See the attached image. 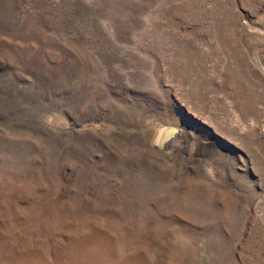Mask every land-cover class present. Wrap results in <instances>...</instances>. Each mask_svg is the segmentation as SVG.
<instances>
[{
    "label": "rangeland",
    "instance_id": "374dc122",
    "mask_svg": "<svg viewBox=\"0 0 264 264\" xmlns=\"http://www.w3.org/2000/svg\"><path fill=\"white\" fill-rule=\"evenodd\" d=\"M0 264H264V0H0Z\"/></svg>",
    "mask_w": 264,
    "mask_h": 264
},
{
    "label": "water",
    "instance_id": "95a60500",
    "mask_svg": "<svg viewBox=\"0 0 264 264\" xmlns=\"http://www.w3.org/2000/svg\"><path fill=\"white\" fill-rule=\"evenodd\" d=\"M158 129L154 138V144L160 149L172 146L174 139H178L180 135V127L175 124H157ZM180 139V138H179ZM176 141V140H175Z\"/></svg>",
    "mask_w": 264,
    "mask_h": 264
},
{
    "label": "bare ground",
    "instance_id": "6f19581e",
    "mask_svg": "<svg viewBox=\"0 0 264 264\" xmlns=\"http://www.w3.org/2000/svg\"><path fill=\"white\" fill-rule=\"evenodd\" d=\"M189 137H191V136H189ZM180 138V139H179ZM187 135L185 134V133H181L180 135H179V137H178V139H174L173 141H174V144L172 145V147L174 146L175 148H176V150L178 151V150H180V148L181 147H179V144L181 143V142H183V144H184V142L187 140ZM183 139V140H182ZM175 140H176V142H175ZM188 141V140H187ZM182 144V145H183ZM181 145V146H182ZM169 148H171V147H169Z\"/></svg>",
    "mask_w": 264,
    "mask_h": 264
}]
</instances>
